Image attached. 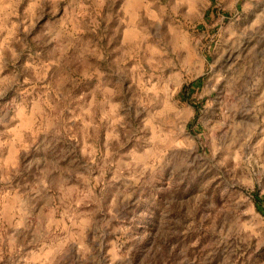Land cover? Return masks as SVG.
Returning a JSON list of instances; mask_svg holds the SVG:
<instances>
[{
    "label": "rangeland",
    "instance_id": "obj_1",
    "mask_svg": "<svg viewBox=\"0 0 264 264\" xmlns=\"http://www.w3.org/2000/svg\"><path fill=\"white\" fill-rule=\"evenodd\" d=\"M0 264H264V0H0Z\"/></svg>",
    "mask_w": 264,
    "mask_h": 264
}]
</instances>
